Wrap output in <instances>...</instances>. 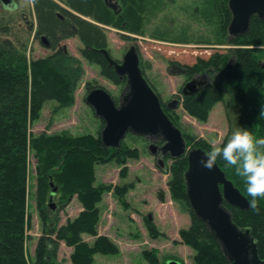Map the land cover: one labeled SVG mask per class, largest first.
<instances>
[{
    "label": "rangeland",
    "instance_id": "1",
    "mask_svg": "<svg viewBox=\"0 0 264 264\" xmlns=\"http://www.w3.org/2000/svg\"><path fill=\"white\" fill-rule=\"evenodd\" d=\"M51 1L61 8L57 13L62 15L64 10L99 27L104 44L96 45L95 48H105L115 60L122 62L130 47L137 48L145 78L160 97L165 113L184 134L190 149L198 148V145L202 144L208 145L211 150L212 140L223 144L234 126H245L244 102L237 100L234 93L226 94L222 101L216 103L206 121L193 117L186 111V98L182 95L184 86L190 81L185 74V65L189 61L192 60L193 65L202 60H209L216 54H222L225 50L240 48L231 43L234 39L228 35L229 26L225 31V0H117L121 7V15L118 17L106 6L105 0H90L94 2L91 5L96 19L72 10L68 0ZM16 2L15 10L7 9L0 3V30L2 27L7 28L9 32L6 36L16 45L25 46L28 61L47 58L54 55L58 49L65 48L83 69L73 105L62 107L55 101L46 102L39 117L31 121V133L36 136L46 132L49 136L66 134L98 139L104 123L87 104V94L90 90L101 87L118 102L126 86L125 81L114 83L104 75L106 67L98 58L94 62L89 61L83 55L86 44L79 36L61 41L56 49L44 47L40 37L48 35L38 34L41 22L35 0ZM0 36H3L1 31ZM244 48L258 49L259 53L254 56L259 57L263 68V72L258 75L262 81L256 84L252 92L255 94L254 100L263 98L264 46ZM208 78L210 83H216L219 81V74L212 73ZM246 99L245 96L240 100ZM173 100H179L180 106L177 110H168L167 105ZM249 102L250 97L248 107L254 105ZM259 113V118H263L264 111ZM251 125L253 127L250 126L249 129L253 134L257 138L263 137V125ZM122 144L135 152L131 157H127L124 165H121L118 159L93 163L95 165L91 168V184L94 188L104 187L107 190L97 205L100 215L96 235L84 233L79 243H69L66 237L58 239L59 230L73 223L84 211L79 194L72 195L67 191H74L76 188L68 187L63 177L59 181L61 187L54 181V186L59 189L57 188L53 201H50V195L47 200L48 222L53 224L48 225L45 230L36 201L37 160L34 153L29 154L25 238V256L28 264L35 263L37 245L43 235L52 238L58 245L54 264H76L73 257L79 253L78 250L81 254L87 252L83 251L81 246L89 250V264H168L170 260L181 264H195L196 250L187 245L181 237L182 230L191 226V208L184 202L173 199L169 185L173 179L172 167L178 163L177 160L186 157L167 159L168 171L163 172L157 158L149 151L150 141L129 134ZM157 145L161 146L162 143L158 142ZM260 148L264 151V146ZM220 160L223 162V168L233 176V180H229L243 192L253 206L264 209V197H257L256 203L253 204V197L246 190L244 178L236 173L235 166ZM79 177L81 178L80 175ZM128 186L124 195H118L119 190L122 191ZM150 223L155 228L153 232ZM54 228L56 231H51ZM100 239H107L108 242L102 241L101 244H109L111 248L95 253V249H106L104 245L96 248ZM55 242L51 243L53 248Z\"/></svg>",
    "mask_w": 264,
    "mask_h": 264
},
{
    "label": "trees",
    "instance_id": "2",
    "mask_svg": "<svg viewBox=\"0 0 264 264\" xmlns=\"http://www.w3.org/2000/svg\"><path fill=\"white\" fill-rule=\"evenodd\" d=\"M35 3L41 22L38 34L51 36L54 49L61 41L76 35L89 48L104 44L102 30L94 23L62 10L66 15V20L63 22L56 15L57 11L61 10L60 6L51 0H35ZM67 3L75 12L96 19L91 5L94 2L68 0ZM228 3L229 0H225L227 7L224 17L225 31L232 20ZM115 17L118 15L115 14ZM0 31L3 34L0 36V264H28L25 256V238L29 154L34 153V158L37 160L36 201L45 230L48 225L53 224L48 222L47 200L49 195L51 196L54 181L59 184L63 177L68 187L76 188L74 191L70 189L67 191L72 195L79 194L84 211L73 223H69L68 226L59 230L60 238L58 239L66 237L69 243H79V239L84 233L96 235V226L100 215L97 205L107 190L104 187L94 188L91 184L90 181L93 179L91 168L95 165L93 163L118 159L120 164L124 165L135 152L123 144L119 150L105 148L101 141V133L98 139H94L92 136L72 137L66 134L49 136L46 132L36 136L31 133V121L39 117L46 102L55 101L62 107L73 105L75 93L83 76V69L78 60L63 48L58 49L52 56L29 62L25 54V46L16 45L6 36L9 32L7 28L2 27ZM231 43L240 48L225 50L222 54H216L209 60H202L193 65L191 60L185 65L187 68L185 74L190 78L196 75L215 73L219 74V81L209 84L196 95L185 97L184 107L191 116L206 121L211 108L222 101L226 94L234 93L237 100L241 103L244 102V127H253L251 123L255 126L262 124L264 127V117L259 118V111L261 113L264 111V97L254 100L255 94L252 92L256 88V84L262 81L258 75L263 72V68L260 65L259 57L254 56L259 52L255 48H244L245 46H264V20L257 16L253 17L249 31L245 35L235 38ZM94 52L87 49L84 50L83 55L91 62L98 58L101 64L106 67L104 75L114 83L120 84L121 81L113 68H110L108 63ZM229 60L233 65L231 70L228 69L231 62ZM245 96L247 97L245 101L240 100ZM249 97V103L254 104L251 107H248L247 104ZM263 127L262 136L264 137ZM198 146L207 153L210 151L208 145L199 144ZM177 161L178 163L172 167L173 179L169 184L173 199L184 202L191 208L184 181L188 161L187 158ZM216 162L223 171L227 172L224 171L227 178L233 180V176L223 168V162L220 159H217ZM77 181L84 183L80 184ZM237 185L239 186V184ZM59 187H61L60 184ZM128 188L129 186L122 191L119 190L118 195H124ZM241 193L243 194L242 191ZM225 205L232 213L234 222L240 228H248L253 232L258 243L260 258L264 260V209L251 204L250 210L242 211ZM190 211L191 226L187 230H182L181 237L187 245L196 250L197 255L194 263L230 264L206 224L195 216L192 209ZM151 225L152 223L149 226L153 232L155 228ZM51 231H56V229ZM49 238L47 235H43L39 240L34 264H54L58 245L52 238ZM102 241L108 242L107 239H100V243H96V248L99 245H104L106 249L99 248L96 251L94 248L95 253H101L111 248L109 244H101ZM53 242H55L54 248L51 245ZM80 248L83 251H89L84 246ZM78 251L79 253L73 257L74 262L89 264L91 258H87V252L81 254L80 250Z\"/></svg>",
    "mask_w": 264,
    "mask_h": 264
},
{
    "label": "water",
    "instance_id": "3",
    "mask_svg": "<svg viewBox=\"0 0 264 264\" xmlns=\"http://www.w3.org/2000/svg\"><path fill=\"white\" fill-rule=\"evenodd\" d=\"M0 3L5 8H17L14 0H0ZM105 4L116 15L121 13L117 0H105ZM228 7L232 14L228 28L231 39L245 35L253 17L264 20V0H229ZM97 52L104 56L121 80H126L118 102L101 87L90 90L86 97L87 104L104 123L101 132L104 147L119 150L129 134L145 138L150 141L149 151L157 158L163 172H166L167 159L186 157L188 168L184 181L191 209L206 224L224 256L230 264H264L253 232L248 228H240L225 205L248 211L251 209L248 198L227 178L217 162L211 168L204 166L202 160L206 158L207 152L201 148H188L184 134L165 113L160 97L145 78L137 48L130 47L122 62L115 60L106 49ZM232 68V64H229L228 69ZM203 83L192 80L182 90L183 96L198 93V87ZM179 106L180 101L174 100L169 108L177 110ZM158 142L162 145H157ZM52 188L50 201H53L58 190L53 184ZM168 264L181 263L170 260Z\"/></svg>",
    "mask_w": 264,
    "mask_h": 264
},
{
    "label": "clouds",
    "instance_id": "4",
    "mask_svg": "<svg viewBox=\"0 0 264 264\" xmlns=\"http://www.w3.org/2000/svg\"><path fill=\"white\" fill-rule=\"evenodd\" d=\"M211 144L213 147L202 160L204 166L211 168L218 158L224 160L244 178L253 204L257 197H264V151L260 148L264 146V137L257 138L248 127L237 124L225 143L212 140Z\"/></svg>",
    "mask_w": 264,
    "mask_h": 264
},
{
    "label": "flooded vegetation",
    "instance_id": "5",
    "mask_svg": "<svg viewBox=\"0 0 264 264\" xmlns=\"http://www.w3.org/2000/svg\"><path fill=\"white\" fill-rule=\"evenodd\" d=\"M15 2H16V0H14ZM16 5H17V2H16ZM7 9H13L12 7H9V8H7ZM17 9V8H16ZM15 10V9H14ZM56 15H57V17L61 20V21H65L66 20V15H65V13L63 12V14L61 15V14H59V13H56ZM119 16V15H118ZM91 22V21H90ZM93 23V22H92ZM76 36H78V35H76ZM43 37H45V39L43 40ZM40 41H41V43H42V45L44 46V47H46L47 49H54L53 48V45H54V42H53V40H52V37L51 36H41L40 37ZM60 44V43H59ZM59 44H58V47H59ZM65 49V48H64ZM90 50V51H95L97 54H99L98 52H97V50H99V49H105V48H89L88 46H85V49L84 50ZM138 51V50H137ZM103 59H104V61H105V58H104V56L102 55V54H99ZM106 62V61H105ZM232 63V61L230 62V64ZM233 66V65H232ZM233 69V68H232ZM210 75L209 74H206V75H196V76H194V77H192V78H190V77H188L189 78V82H191L192 80H194V79H197L198 81H202V82H204L202 85H201V87H198V93H200L201 91H203L209 84H211L210 83V78H208ZM206 77L208 78V79H206ZM120 79V78H119ZM120 81H125V83H126V80L125 79H120ZM188 82V83H189ZM187 83V84H188ZM186 84V85H187ZM185 85V86H186ZM184 86V87H185ZM184 89V88H183ZM198 93H196V94H198ZM196 94H193V95H196ZM182 95H183V93H182ZM190 96H192V95H190ZM188 97V96H187ZM116 100V99H115ZM174 101V100H173ZM172 101V102H173ZM172 102H170L168 105H167V108H168V110H171L169 107L171 106V104H172ZM187 141V140H186ZM189 148V147H188ZM192 149V148H191Z\"/></svg>",
    "mask_w": 264,
    "mask_h": 264
},
{
    "label": "bare ground",
    "instance_id": "6",
    "mask_svg": "<svg viewBox=\"0 0 264 264\" xmlns=\"http://www.w3.org/2000/svg\"><path fill=\"white\" fill-rule=\"evenodd\" d=\"M93 19V18H92Z\"/></svg>",
    "mask_w": 264,
    "mask_h": 264
}]
</instances>
